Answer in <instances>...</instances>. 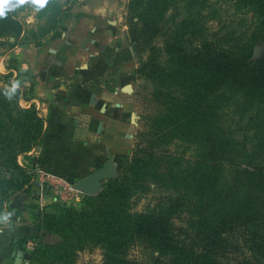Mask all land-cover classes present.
<instances>
[{
    "label": "trees",
    "instance_id": "16d2710c",
    "mask_svg": "<svg viewBox=\"0 0 264 264\" xmlns=\"http://www.w3.org/2000/svg\"><path fill=\"white\" fill-rule=\"evenodd\" d=\"M218 3L250 15L248 26H206L203 11L216 14ZM65 11L55 2L51 15L42 9L37 18L46 15L49 32ZM16 14L0 18V35L24 33ZM126 25L134 52L145 34L161 39L135 75L153 86L147 101L157 105L155 135L170 134L181 152L138 153L98 194L85 196L79 213L44 212L40 229L61 242L39 244L29 264H74L78 252L97 247L102 264H264V55L252 58L253 46L264 44V0H130ZM14 92L5 107L15 118L0 116V213L31 193L29 168L17 158L28 159L44 129L36 108L20 107ZM231 102L246 121L240 136L215 125L218 106ZM149 192L134 210L133 197ZM135 248L141 259L130 256Z\"/></svg>",
    "mask_w": 264,
    "mask_h": 264
},
{
    "label": "crops",
    "instance_id": "0c3cea01",
    "mask_svg": "<svg viewBox=\"0 0 264 264\" xmlns=\"http://www.w3.org/2000/svg\"><path fill=\"white\" fill-rule=\"evenodd\" d=\"M115 29L83 26L77 38L69 30L54 32L41 45L10 49L17 60L10 71L13 78L22 76L27 91L22 105H33L44 123L41 143L29 152L31 161H18L27 168L36 164L47 174L48 190L56 182L88 176L109 159L116 168L117 160L128 157L127 124L133 125L132 84L138 64L126 33L121 42ZM50 193L41 190L35 198L19 194L0 213V264H28L30 240L37 247L59 241L33 221L40 209L56 206Z\"/></svg>",
    "mask_w": 264,
    "mask_h": 264
},
{
    "label": "rangeland",
    "instance_id": "374dc122",
    "mask_svg": "<svg viewBox=\"0 0 264 264\" xmlns=\"http://www.w3.org/2000/svg\"><path fill=\"white\" fill-rule=\"evenodd\" d=\"M129 1L130 0H75L65 2V0H47V3L42 7H38L30 3H25L24 5L18 6L15 9V11H17L16 18L23 24L24 33L16 39H13L8 35H0V100L2 101V103L0 104L1 118L6 121H9L10 118H15V114H11L10 111H8V109H6L5 107V105H13L12 101H14V96H16L14 92L15 90H18V93L20 95V99L18 101V105L20 107H23L22 100L25 98L27 93V91L25 90V86L23 85L22 76L19 77V74L17 73V75L13 78V72L10 71V68L17 67V60L14 59L12 55H10V49L12 47L17 44L23 45L25 43H31L35 46H38L41 45L44 41L48 40V37L54 32H67L68 30L72 31L71 35L77 38L78 31H80L83 26L90 27L96 25H108L109 27L114 26L116 28L115 31L117 35H120L121 37L120 41L122 42L124 40L122 37V34L124 33H126L129 41L128 27L126 25L127 6ZM55 2L62 5V10L66 11L62 16V19L57 20L59 22L56 25V29L46 32V29H50V25L46 23V15L42 16L41 20H38L37 17L38 15H40V11L42 9L48 11L47 15L52 13L53 5H55ZM215 8L218 9L216 10V14L213 12V10H211V8L205 9L203 11V15L206 18L204 21L206 22V26H210V29L216 31L221 28V32H223L226 28L243 31L248 26L250 15H246L245 17L235 15L230 8H227L224 5H220L219 3ZM210 10L212 13L209 14L208 12ZM170 14L171 11H167L165 15L166 18ZM150 37L151 35L145 34L142 39L140 38L141 41H139V43L135 45L136 52L133 51L129 41L133 54H131V56L138 64L137 68L139 67L140 63L148 56L151 46H161V39H150ZM260 46H262V49L259 51L256 59L264 55V44L257 43L253 46V50L256 47ZM152 90L153 86L151 84L140 80L138 77H136V80H134L132 84L133 125L129 126L127 124L128 145L126 149L130 154L128 153V157L125 161L117 160L115 177L113 179L120 175L124 165L131 161V159H133L135 155H137L138 153H144L148 149L156 150L157 148H163V150L169 149L177 151L179 153L181 152L180 148L182 147L179 142L177 143L176 141H174V145H171V141L173 140H170V134L165 135L164 133H159L158 135H155L157 134L158 127H153L152 119L157 112V105L147 101ZM240 117V109L234 107V104L232 102L229 104L222 103L218 106L217 115L215 118L217 123H215V125L220 126L224 129H228L230 133L233 132L236 136H240V134H243L244 130L246 129V121L242 120ZM156 138H159V140H161V142L165 144H161L159 146V141L156 140ZM167 142L168 144H166ZM126 150H124L123 148V150L120 149L119 151L123 152ZM189 155L190 151L187 150L185 156ZM28 156V159H24L23 155L18 156L17 161L19 159L31 161L29 154ZM106 181L102 183V186ZM75 182L76 180H73L71 183L62 184L63 186L67 187V190H63L62 188H60L59 191L58 189H45L51 192L50 194L56 201V206L52 208V211H45V209H40L38 214L34 216L33 221L40 231H43L40 229V227L42 222V215L44 212L54 213L55 211H58L59 208H67L76 213H79L82 209L85 208L86 195L78 190V193H75L72 190V185ZM31 190L32 191L29 196H32L34 198L37 197V195L41 191L36 188H31ZM153 195V192H149L147 194L144 193L143 195H140V199H137L136 196L133 197L131 202L133 203L134 210H140L145 204L149 202L150 198ZM7 204L8 203L4 205V208L7 207ZM57 237L59 238L58 242H61L60 237ZM37 248L38 247H36V249ZM35 250L29 251L28 261L30 259V255ZM130 256L138 259L142 258L141 252L136 248L131 250ZM74 264H102V251L97 247L78 252L76 254V260Z\"/></svg>",
    "mask_w": 264,
    "mask_h": 264
},
{
    "label": "water",
    "instance_id": "95a60500",
    "mask_svg": "<svg viewBox=\"0 0 264 264\" xmlns=\"http://www.w3.org/2000/svg\"><path fill=\"white\" fill-rule=\"evenodd\" d=\"M262 46L253 50L252 58L256 59ZM115 177V165L111 159L107 160L100 168L94 170L88 176L77 180L72 187L84 193L86 196L98 194L102 189V183Z\"/></svg>",
    "mask_w": 264,
    "mask_h": 264
},
{
    "label": "built area",
    "instance_id": "2783aa9c",
    "mask_svg": "<svg viewBox=\"0 0 264 264\" xmlns=\"http://www.w3.org/2000/svg\"><path fill=\"white\" fill-rule=\"evenodd\" d=\"M27 173L29 175H31V179H30V183H35L37 184V188L39 190H45V189H48L46 188L47 186L50 185V179H49V176L47 174H44L36 164H33L31 167H29V169L27 170ZM52 184V183H51ZM55 184V185H54ZM52 184V187H50L49 189H54V190H57L58 191L60 190V188H62L63 190H67V187L66 186H63L61 184V182H56ZM75 193H78L77 190H75L74 188L72 189ZM36 244L35 242H32V241H29L28 243V248L30 250H35L36 249Z\"/></svg>",
    "mask_w": 264,
    "mask_h": 264
},
{
    "label": "clouds",
    "instance_id": "9594fccd",
    "mask_svg": "<svg viewBox=\"0 0 264 264\" xmlns=\"http://www.w3.org/2000/svg\"><path fill=\"white\" fill-rule=\"evenodd\" d=\"M25 3L42 7L47 3V0H0V18L5 17L9 11H13Z\"/></svg>",
    "mask_w": 264,
    "mask_h": 264
}]
</instances>
